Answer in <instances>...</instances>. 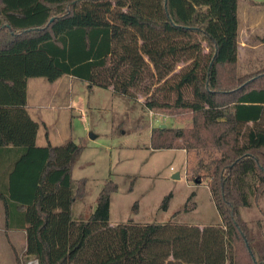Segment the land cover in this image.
Masks as SVG:
<instances>
[{
  "label": "trees",
  "instance_id": "16d2710c",
  "mask_svg": "<svg viewBox=\"0 0 264 264\" xmlns=\"http://www.w3.org/2000/svg\"><path fill=\"white\" fill-rule=\"evenodd\" d=\"M237 62V0H0V155L18 154L7 183L0 180V200L5 230L25 233V257L37 264H264V233L254 245L240 214L264 195V69L237 76ZM63 76L141 98L150 112L185 114L181 128H153L150 149L195 155L193 177L207 181L221 222L112 226V180L93 212L74 220L87 181H74L72 171L84 147H36L39 125L25 109L28 79Z\"/></svg>",
  "mask_w": 264,
  "mask_h": 264
},
{
  "label": "rangeland",
  "instance_id": "374dc122",
  "mask_svg": "<svg viewBox=\"0 0 264 264\" xmlns=\"http://www.w3.org/2000/svg\"><path fill=\"white\" fill-rule=\"evenodd\" d=\"M262 3L264 0H237V76L264 69ZM62 82L56 88L57 82L30 78L26 93L30 114L39 125L40 146L48 139L53 146L72 141L84 147L72 179H86V195L72 207L74 220L85 219L93 212L98 193L107 180H112L118 188L111 196L112 225L130 221L210 226L221 222L207 181L199 183L193 177L195 155L150 149V131L161 125L181 128L189 120L185 114H149L141 98L127 100L109 89L89 88L77 79L70 88L67 78ZM76 107L86 113L75 111ZM90 132L96 135L94 140L90 139ZM175 174L179 179L172 178ZM168 194L172 197L164 211L160 204ZM186 202L188 210H184ZM240 214L256 245L264 233V195L251 198L250 206L240 208ZM3 230L11 232L0 224V264H16V256L20 264H37L25 257V235L8 236Z\"/></svg>",
  "mask_w": 264,
  "mask_h": 264
},
{
  "label": "crops",
  "instance_id": "0c3cea01",
  "mask_svg": "<svg viewBox=\"0 0 264 264\" xmlns=\"http://www.w3.org/2000/svg\"><path fill=\"white\" fill-rule=\"evenodd\" d=\"M63 78H67L68 80H69V88L71 87V86H73V81L74 80H76L75 78H73V77H71V76H63L61 79H59L58 81H56L57 82V85H56V88H60V85L63 83L62 82V80H63ZM58 90V89H57ZM111 89H109V91H110ZM111 92V91H110ZM67 107H69V106H67ZM25 109L27 110V112H28V114H29V116H30V118L33 120V118H32V116H31V114H30V110H29V106H28V97H27V93H26V107H25ZM70 109H73V107H71ZM79 111L80 113H82V115H83V111H84V109H83V111H82V108H79V107H76V109H75V111ZM81 110V111H80ZM84 113H86V111H84ZM83 117V116H82ZM43 124H46L45 123V121H43ZM38 131H39V129H38ZM37 131V134H36V139H35V146L36 147H39V148H43V147H46V146H48V145H50V146H53L50 142H49V140L47 139L46 140V142H44L45 144H43L42 146H40L37 142H38V136H39V132ZM89 135H90V139L91 140H94L95 138H96V135H93L91 132L89 133ZM64 143H62V144H60V145H63ZM53 147H55V146H53ZM164 151H171V150H164ZM179 151H183V150H179ZM183 152H185V151H183ZM186 153V152H185ZM187 154V153H186ZM18 157V154L17 153H3V154H1L0 155V180L1 179H5V180H3V182L4 183H7V175H8V173L10 172V170H11V166H12V163H13V161H15L16 160V158ZM77 165V164H76ZM76 165H74V168H73V171H72V177H73V173H74V171H75V168H76ZM0 184H1V182H0ZM110 210H111V203H110ZM4 207H3V204H2V202H1V200H0V224L1 225H3V227H4V222H5V217H4ZM110 215H111V212H110ZM111 224V223H110ZM112 225V224H111ZM117 225V224H116ZM112 226H114V225H112ZM4 231V230H3ZM4 233L6 234V235H8V236H11V234H15V233H21V234H24L25 235V233H24V231L23 230H11V232H9L8 234H7V232H5L4 231ZM26 244V243H25ZM24 251H25V246H24Z\"/></svg>",
  "mask_w": 264,
  "mask_h": 264
},
{
  "label": "water",
  "instance_id": "95a60500",
  "mask_svg": "<svg viewBox=\"0 0 264 264\" xmlns=\"http://www.w3.org/2000/svg\"><path fill=\"white\" fill-rule=\"evenodd\" d=\"M160 128H165V125H161ZM172 178L173 179H179V175L175 174Z\"/></svg>",
  "mask_w": 264,
  "mask_h": 264
},
{
  "label": "built area",
  "instance_id": "2783aa9c",
  "mask_svg": "<svg viewBox=\"0 0 264 264\" xmlns=\"http://www.w3.org/2000/svg\"><path fill=\"white\" fill-rule=\"evenodd\" d=\"M149 114H152V112L149 111Z\"/></svg>",
  "mask_w": 264,
  "mask_h": 264
}]
</instances>
